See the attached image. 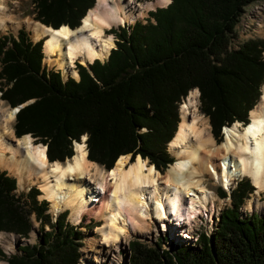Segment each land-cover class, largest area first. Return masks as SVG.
Returning a JSON list of instances; mask_svg holds the SVG:
<instances>
[{
	"label": "trees",
	"instance_id": "16d2710c",
	"mask_svg": "<svg viewBox=\"0 0 264 264\" xmlns=\"http://www.w3.org/2000/svg\"><path fill=\"white\" fill-rule=\"evenodd\" d=\"M97 0H33L36 20L59 30H76ZM152 1V0H139ZM264 0H172L122 32L108 62L89 69L78 65L80 82L63 80L43 66L44 41L33 43L22 29L18 37H0V98L22 108L14 125L20 138L32 135L47 146L52 162L75 156L73 142L88 136L92 162L112 170L121 156L148 159L157 170L175 163L168 145L178 131L179 106L194 89L213 135L222 142L224 127L249 123V113L264 84V41H251L231 51V38L245 9ZM155 20V23L152 22ZM254 108V109H253ZM135 160V161H134ZM16 179L0 171V232L29 238L30 216L40 222L41 237L23 254L0 259L7 264H79L82 231L61 215L53 222L39 190L18 195ZM254 192L243 180L223 210L216 231L200 233L194 246L129 244L128 264H264V217L243 218L240 211ZM225 198L226 194L220 191ZM48 226L50 231H45Z\"/></svg>",
	"mask_w": 264,
	"mask_h": 264
},
{
	"label": "bare ground",
	"instance_id": "6f19581e",
	"mask_svg": "<svg viewBox=\"0 0 264 264\" xmlns=\"http://www.w3.org/2000/svg\"><path fill=\"white\" fill-rule=\"evenodd\" d=\"M21 1L0 0V31L21 27L11 9V4ZM171 3L97 0L76 30L70 26L56 30L31 19L26 26L34 32L36 42L45 41V63L58 67L65 80L73 76L79 81L78 62L86 67L96 60L104 62L117 48V38L109 30L134 25L148 12ZM262 89V99L251 112V121L246 126L237 122L225 127L226 138L221 144H217L208 118L200 111L199 90L191 91L181 107L179 130L169 144L175 163L165 174L141 156L132 162L131 155L121 156L112 170L104 171L87 159V136L75 142L72 159L49 164L46 145L36 144L31 135H15L18 112L0 107V168L17 178L22 190L39 186L43 192L40 199L50 202L54 216L70 210L73 224H80L85 216L88 221H104L96 230L103 240L100 247L89 242L83 249L84 262H99L100 256L120 253L132 235L150 233L163 218L189 219L200 213L209 217V211H218V198L206 185L209 178L229 191L238 179H251L256 191L245 209L264 211V202L257 198L264 193V86ZM179 230L190 233L191 228L183 226ZM16 242L15 235L0 233V243L9 251L15 249Z\"/></svg>",
	"mask_w": 264,
	"mask_h": 264
},
{
	"label": "rangeland",
	"instance_id": "374dc122",
	"mask_svg": "<svg viewBox=\"0 0 264 264\" xmlns=\"http://www.w3.org/2000/svg\"><path fill=\"white\" fill-rule=\"evenodd\" d=\"M139 1V0H138ZM153 1V0H152ZM97 2V1H96ZM140 2V1H139ZM145 2H148V1H143V2H140V3H145ZM151 2V1H150ZM97 4V3H96ZM96 7V6H95ZM94 7V8H95ZM161 8V7H159ZM158 8V9H159ZM11 9L15 11V17L16 19L22 23L21 27L18 29V30H8L7 32H3V31H0V37L1 36H13V37H18V33L21 29H25L28 33H29V37L30 39L32 40L33 43H37L35 40H34V32L28 27L26 26V21L28 19H31L33 21H36V15H37V12H36V7L34 5V2L33 0H22L20 4L18 5H15V4H11ZM151 12V11H150ZM149 18V12H148V15L145 16L144 18H140L138 21L139 22H142L144 25L147 24V20ZM38 22V21H36ZM82 24V22H81ZM129 25V24H128ZM135 25V24H134ZM124 28V27H122ZM127 29V28H126ZM116 31L118 32H122V29L121 28H115ZM110 31V30H109ZM108 31V33H109ZM112 31V30H111ZM115 35V34H114ZM116 36V35H115ZM117 38V36H116ZM117 42H118V38L116 39ZM251 41H264V1H259V2H256L250 6H248L246 9H245V12L242 14V16L240 17L239 21H238V24L236 26V30H235V35L231 38V43H230V50L231 51H237V50H240V48L243 47V45L251 42ZM45 43V42H44ZM117 44V43H116ZM44 44H43V48H42V51L43 53H45L44 51ZM105 63L107 62L104 61ZM79 63V62H78ZM103 63V61L101 62ZM80 64V63H79ZM82 65V64H80ZM43 66H46L48 68V70H54V71H57L58 70V67H50L49 64H46L45 63V59L43 60ZM0 69H1V64H0ZM63 75V74H62ZM63 78H64V75H63ZM70 78H74L73 76H70ZM76 79V78H74ZM77 80V79H76ZM263 86L264 84L262 85L261 89H260V98L258 99L255 107L258 105V103L261 101L262 99V96H263ZM196 90V89H194ZM199 90V89H198ZM193 91V90H192ZM200 92V91H199ZM190 94V93H189ZM1 95V94H0ZM188 97V96H187ZM186 97V98H187ZM185 99L182 100V103L180 104L179 106V118L181 119V107H182V104L185 102ZM200 100V98H199ZM0 107L2 109H9L11 108L10 105H8V103H6L5 101L1 100L0 98ZM254 107V108H255ZM199 108H200V111L203 115H205L202 110H201V102H200V105H199ZM253 108V109H254ZM251 113H249L250 115ZM205 117L208 118L209 120V123L211 125V122H210V118L205 115ZM250 119H251V115H250ZM15 124V123H14ZM243 124L244 126H246L247 124H244V123H241ZM180 126V124H179ZM243 126V127H244ZM178 130H179V127H178ZM211 132L213 133V128H212V125H211ZM223 133H224V130H223ZM84 136H87V135H84ZM83 136V137H84ZM176 136V135H175ZM214 136V135H213ZM222 142H224L226 136L224 134H222ZM215 138V137H214ZM216 140V139H215ZM36 141V139H35ZM76 141L73 142V152L75 151V147H74V144H75ZM217 144H221V143H218L219 141H217ZM36 144H42V143H36ZM170 144V143H169ZM75 153V152H74ZM168 153L173 156L169 150V145H168ZM174 157V156H173ZM176 158V157H174ZM69 160V159H67ZM148 160V159H146ZM149 161V160H148ZM58 162V161H57ZM62 163V162H61ZM65 163V162H63ZM150 163V161H149ZM116 165V164H115ZM153 165V164H151ZM101 166V165H100ZM171 167V165L168 167V169ZM101 168L105 171L106 169L101 166ZM168 169H165L164 171H160L161 173L165 174ZM0 170H3V171H6L4 170L3 168H0ZM7 173L11 176V177H14L13 175H11L8 171ZM16 178V177H14ZM17 179V178H16ZM241 179V178H240ZM243 180L244 179H247V178H242ZM251 180V179H250ZM18 182V180H17ZM238 184V182L236 181L235 184H233L231 186V189L230 191L227 190L229 193L232 192V190L236 187V185ZM206 185L212 190H214L215 193H218L221 189V186L220 184H217V182L215 180H212L209 178V180L207 181ZM223 187V186H222ZM38 188L40 189V187L38 186ZM41 191V195H43V192L42 190L40 189ZM28 191L26 190H22L21 188H19L16 193L18 195H27ZM38 197V201H43L40 199V196ZM254 198V195L253 193L251 195H249V198L245 201V204L244 206L242 207L241 209V213H242V216L243 218H246V217H249L253 214H258L260 216H263L264 217V211H260V210H257V212H254L251 214V210H246V205L247 203ZM259 199H261L260 201L261 202H264V193H262V195L260 197H257ZM221 200V201H220ZM225 200V201H224ZM48 201V200H47ZM231 201V199L228 197L227 199H218L216 201V207H217V210L219 211L220 209H224L226 207H229L232 205L229 204ZM223 202V203H221ZM225 203V204H224ZM51 205V204H50ZM49 205V207H51ZM217 212V211H216ZM48 213L50 214L51 218H53L54 214L51 213V209L49 208L48 210ZM68 217H67V222L70 223L72 226H75V227H78L80 228L79 230L82 231V236H83V239H82V242H83V247L80 249V252L82 253V257L79 261V264H128V261H129V257L131 256L130 255V248H129V244L131 242H133L134 240H138L139 242L145 244V245H148V246H155L156 244H161V246L163 247V249H171V245H174V244H177V245H185V246H194L198 236L200 233H206L207 235H211L213 233V231L215 232L216 229H217V221L213 224L212 226V222L210 220V222L208 221L209 225H207V221H203V223H200L198 222V224L196 225V229L194 230L195 232L193 233V236H195L192 240H190V238H182L181 236H179L178 234H174L173 232H170V233H164L159 227H157V225H153L152 226V229L150 231V233H147V234H144V235H132L130 238H128L126 240V242H124V244L122 245L123 249L121 250L120 253H117V254H114V252H112L110 255H103V256H100V261L99 262H94V261H90V260H86V262L83 261V258H84V254H83V249L85 247H88V243L89 242H93L92 246L93 247H100V243L103 242L102 240V236L96 231L100 226H103V223L104 221H99L97 220L96 218H92L91 221H88V217L85 216L84 217V221H82L80 224H73L70 219H69V213H67ZM55 217V216H54ZM31 218V221L33 223V231L30 233V236L29 238H22L18 235L15 234L16 238H17V242L15 244V249L13 251H9L7 246L4 244V243H0V248L3 250V252L7 255V256H11V255H15V254H23V252L20 250L21 248L25 247V246H32V245H35L39 242V238L41 237V225H40V222H38L36 220V216L33 214L30 216ZM214 221V220H213ZM45 231H50L52 229H50L48 226H45ZM161 231V232H160ZM191 232V231H190ZM6 234V233H5ZM188 234V232H187ZM195 234V235H194ZM8 236L10 235H14V233H8L7 234ZM182 239H181V238ZM184 239V240H183ZM98 242V243H97ZM91 246V247H92ZM106 249V248H105ZM108 250V248H107ZM116 253V252H115ZM96 256V254H95ZM0 262L1 263H5L7 264L5 261H3L2 259H0Z\"/></svg>",
	"mask_w": 264,
	"mask_h": 264
},
{
	"label": "water",
	"instance_id": "95a60500",
	"mask_svg": "<svg viewBox=\"0 0 264 264\" xmlns=\"http://www.w3.org/2000/svg\"><path fill=\"white\" fill-rule=\"evenodd\" d=\"M34 101H30V102H28L27 104H25V105H22V106H19V107H17V108H15V110H16V112H18L19 110H21L22 108H24L25 106H27V105H29V104H31V103H33ZM249 119H250V117H249ZM251 121V120H250ZM225 129V128H224ZM83 140V137H82V139H81V141Z\"/></svg>",
	"mask_w": 264,
	"mask_h": 264
}]
</instances>
